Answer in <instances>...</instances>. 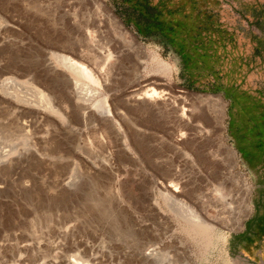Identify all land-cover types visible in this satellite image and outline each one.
Segmentation results:
<instances>
[{
    "label": "rangeland",
    "instance_id": "obj_1",
    "mask_svg": "<svg viewBox=\"0 0 264 264\" xmlns=\"http://www.w3.org/2000/svg\"><path fill=\"white\" fill-rule=\"evenodd\" d=\"M1 82L30 99L50 94L69 117L0 86V264H264L259 230L231 248L253 212L254 178L228 140L227 100L185 88L176 56L108 0H0ZM103 99L115 116L89 109L83 121L78 105ZM193 213L213 228L197 232L185 222Z\"/></svg>",
    "mask_w": 264,
    "mask_h": 264
},
{
    "label": "trees",
    "instance_id": "obj_2",
    "mask_svg": "<svg viewBox=\"0 0 264 264\" xmlns=\"http://www.w3.org/2000/svg\"><path fill=\"white\" fill-rule=\"evenodd\" d=\"M108 1L143 41L176 56L185 88L227 100L228 140L254 178L253 212L230 238L243 249L264 235V0Z\"/></svg>",
    "mask_w": 264,
    "mask_h": 264
},
{
    "label": "bare ground",
    "instance_id": "obj_3",
    "mask_svg": "<svg viewBox=\"0 0 264 264\" xmlns=\"http://www.w3.org/2000/svg\"><path fill=\"white\" fill-rule=\"evenodd\" d=\"M114 21V20H113ZM117 21V20H116ZM100 33V32H99ZM100 36V34H99ZM98 40V39H97ZM101 41V40H100ZM143 47V46H142ZM140 48V47H139ZM79 52V51H78ZM101 53V52H100ZM99 53V54H100ZM56 54V53H55ZM63 54V53H62ZM77 54V53H76ZM75 54V55H76ZM98 54V55H99ZM53 56H54V53H53ZM71 56V55H70ZM68 57V56H65V54L63 55H59V60L60 62H62V64L67 68L69 69L73 74L75 75H79V76H84L85 78H87L88 80L92 81V82H95L97 81L95 75L92 73L91 69H89L87 66H85L82 62H80V59L79 60H76L74 58L76 57ZM100 56V55H99ZM57 57V56H55ZM58 60V58H57ZM88 60V59H87ZM165 63V62H164ZM161 63V70L162 72L163 71H167L169 70L168 66L166 65V63ZM160 67V66H159ZM67 79V82H72L73 79H70V78H66ZM74 88L76 90V96L78 99L80 100H83V101H86L85 97H84V93H89L90 89H88V87L85 86V83H81L80 81L78 82L77 80H74ZM2 90L4 91V93L12 96V97H15L21 101H25L26 103H28L30 106H38V107H41V108H44L46 110H49L51 112H55L57 114H59L62 118H64L65 120H68V117H69V113L65 112V110L62 109V107H60L59 105L61 104H58L55 102L54 98L48 94V93H45L44 91L42 90H34L35 91V95L36 96V100L35 99H30V98H27L26 96V93L24 94H21L19 92H16V91H12V87H10L6 82H1L0 84ZM20 88V87H19ZM92 91V90H91ZM156 91V93H155ZM85 93V94H86ZM150 93V92H149ZM148 93V94H149ZM151 93H153L154 95L157 94V90H154V88L151 89ZM150 93V94H151ZM149 94V95H150ZM2 95V94H1ZM29 95V94H28ZM4 96V95H3ZM86 96V95H85ZM146 96V95H145ZM6 97V96H5ZM31 97V96H30ZM9 98V97H7ZM5 99V98H4ZM90 99V98H89ZM57 100V99H56ZM27 104V105H28ZM28 105V106H29ZM29 106V107H30ZM31 106V107H32ZM79 108L82 109V111L80 112V117L83 121H86L89 120L91 117H93V112L92 111H89V109H92L94 112H96L99 116H105V117H109V120L111 119V117L113 118L116 114V110L114 109H111L109 107V105L106 103V100H97L95 102L92 103L91 106L87 108H85L84 106H81L80 104L78 105ZM39 109V108H38ZM32 110V109H31ZM35 110V109H34ZM42 110V109H41ZM33 111V110H32ZM37 111V110H36ZM43 111V110H42ZM45 111V110H44ZM46 113V112H45ZM94 118V117H93ZM92 119V118H91ZM108 121V120H107ZM112 121V120H111ZM83 124V123H82ZM110 126H111V132L112 134L114 135V138L117 139L118 138V135H119V132H118V129L116 127V125H114L113 122L110 123ZM66 129V128H65ZM84 141V140H83ZM7 157V156H6ZM243 184V186L245 185L243 182L241 183ZM242 186V185H241ZM237 190V189H236ZM229 192V191H228ZM166 196V195H165ZM220 196V195H219ZM223 197V196H222ZM167 198V197H166ZM169 198V196H168ZM226 198V197H225ZM170 199V198H169ZM216 200V199H215ZM231 200V199H230ZM229 200V201H230ZM211 201V200H209ZM221 202V201H220ZM218 203V202H217ZM221 204V203H220ZM219 204V205H220ZM187 205V204H186ZM185 205V206H186ZM189 205V204H188ZM187 205V206H188ZM211 205V204H210ZM222 205V204H221ZM190 207V206H189ZM193 208V207H192ZM207 208V207H206ZM214 208V207H213ZM218 208V207H217ZM188 209V208H187ZM194 209V208H193ZM201 209V208H200ZM209 209V208H208ZM208 209H206L208 211ZM203 210V209H202ZM222 210V209H221ZM194 211V210H193ZM223 211V210H222ZM229 211V210H228ZM189 212V211H188ZM226 212V211H225ZM194 216L196 218H198V220H191V219H185V222L191 226L192 228H194L197 232H206L211 230L213 228V222H211V219L210 221H205V219H203L202 217H199L201 215L197 214V213H193ZM201 214V213H200ZM203 214V213H202ZM227 214V213H226ZM191 215V209H190V214ZM205 215V214H204ZM210 214H208L209 216ZM187 216V215H186ZM194 216L193 218L190 216V218L194 219ZM206 216V215H205ZM180 217V216H179ZM206 218H208L206 216ZM216 218V216L214 217ZM213 218V219H214ZM219 218V217H218ZM224 218V217H223ZM212 219V220H213ZM220 219V218H219ZM240 220V219H239ZM215 221V220H214ZM229 221V220H228ZM210 222L212 223V225L210 224ZM217 222H220L217 220ZM216 223V222H215ZM227 223V222H226ZM186 224V226H187ZM188 229V228H187ZM192 233V231H191ZM198 235V234H197ZM196 235V236H197ZM201 236V234L199 235ZM207 238V237H206ZM205 238V239H206ZM212 239V238H211ZM210 239V240H211ZM209 240V239H208ZM211 243V242H210ZM154 251L151 250L149 251V254H153Z\"/></svg>",
    "mask_w": 264,
    "mask_h": 264
},
{
    "label": "water",
    "instance_id": "obj_4",
    "mask_svg": "<svg viewBox=\"0 0 264 264\" xmlns=\"http://www.w3.org/2000/svg\"><path fill=\"white\" fill-rule=\"evenodd\" d=\"M121 22H122V20H121ZM123 23V22H122ZM236 152V151H235Z\"/></svg>",
    "mask_w": 264,
    "mask_h": 264
}]
</instances>
